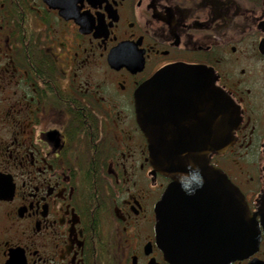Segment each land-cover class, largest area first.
<instances>
[{
  "label": "flooded vegetation",
  "instance_id": "flooded-vegetation-1",
  "mask_svg": "<svg viewBox=\"0 0 264 264\" xmlns=\"http://www.w3.org/2000/svg\"><path fill=\"white\" fill-rule=\"evenodd\" d=\"M263 42L264 0H0V264H169L154 206L172 178L151 167L134 112L168 67L208 70L232 102L237 125L208 164L257 212ZM120 48L129 68L109 65ZM193 93L167 99L173 130L205 126L200 144ZM261 231L257 253L229 264H264Z\"/></svg>",
  "mask_w": 264,
  "mask_h": 264
},
{
  "label": "water",
  "instance_id": "water-1",
  "mask_svg": "<svg viewBox=\"0 0 264 264\" xmlns=\"http://www.w3.org/2000/svg\"><path fill=\"white\" fill-rule=\"evenodd\" d=\"M260 52L264 54V42ZM124 56L122 48L116 50L108 58L109 65L129 68L130 62ZM177 87L194 92L186 98L191 106L194 99L202 101L203 106L197 105L192 113L208 114L207 142L200 134L199 144L194 136L202 129L205 133L202 123L186 130L171 127V111L178 105L170 103L167 95L176 92ZM134 104L151 167L172 178L154 206L157 244L166 261L229 264L257 253L261 230L264 233V198L257 212L251 214L239 189L208 164L207 154L229 145L231 130L238 122L232 102L214 88L211 72L188 66L164 68L135 92Z\"/></svg>",
  "mask_w": 264,
  "mask_h": 264
},
{
  "label": "rangeland",
  "instance_id": "rangeland-1",
  "mask_svg": "<svg viewBox=\"0 0 264 264\" xmlns=\"http://www.w3.org/2000/svg\"><path fill=\"white\" fill-rule=\"evenodd\" d=\"M137 151H138V150H137ZM260 158H261V157H260ZM262 159H263V157H262ZM262 159H261V160H262ZM261 163H262V161H261Z\"/></svg>",
  "mask_w": 264,
  "mask_h": 264
}]
</instances>
